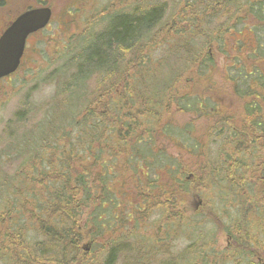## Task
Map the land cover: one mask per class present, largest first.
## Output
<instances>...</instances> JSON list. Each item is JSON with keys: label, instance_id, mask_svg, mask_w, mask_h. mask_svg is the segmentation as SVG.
I'll return each instance as SVG.
<instances>
[{"label": "rangeland", "instance_id": "rangeland-1", "mask_svg": "<svg viewBox=\"0 0 264 264\" xmlns=\"http://www.w3.org/2000/svg\"><path fill=\"white\" fill-rule=\"evenodd\" d=\"M186 1L193 4L191 9L177 18V12L186 9ZM194 1L198 5L195 6ZM138 2L0 0V34L13 19L28 9L48 7L53 12L48 27L28 38L24 59L17 72L0 80L1 201L19 202L16 201L14 189L18 187L21 192L23 188L32 190L34 178L49 170L46 160L53 153L60 155L63 147L69 154L72 151L78 156L83 152L87 154L89 140L96 132L93 125L96 124V133H101L102 141H113L110 129L106 125L98 127L96 118L81 120L88 117L89 110L95 107L96 115H99L101 101L108 98L104 93L108 83H103L98 72L90 73L91 77L89 74L76 76L80 75L77 70L79 53L107 30L110 19L116 13L127 15L136 5L145 6L142 1L141 4ZM154 2L165 6L162 21L145 33L131 51L119 53L111 84L118 80L115 77H119L118 85L125 84L124 102L130 98L131 102H135L134 110L141 107L142 103L155 107L158 102L153 113L138 119L142 128L147 130L142 137L141 131L136 130V136L146 138V146L139 139L134 143L136 147L132 154L139 158L136 150L140 146L143 150L152 149L160 153L162 159L175 163L176 170L188 183V193L182 199L176 198L173 208L175 217L171 216L167 220L151 211L145 213L146 220L144 215L140 220L137 218V224L143 221V225L136 228L132 218L131 222L126 220L129 212L127 206L131 203L140 205L143 196H149L148 181H154L157 173L145 171L142 178L144 190H138L139 182L129 179V174L124 175V185L120 178H116V173L110 176L112 179L109 178L107 183L112 196L116 194L112 191L115 184L123 185L119 188L120 192H128L119 199L122 200L119 208L125 212L121 213L123 218L119 223L126 224L132 232L123 237L120 247L123 251L118 252L115 264H258L257 257L264 251V202L260 201V197L258 201L254 197L261 191V186L264 188V171L257 170L264 163V141L258 147H252L251 151L245 148L246 154L238 156L237 161L238 147L232 141L235 136L222 133V120L226 111L227 121L231 119L238 128L237 123L241 121L236 116L241 119H245L246 114L264 116V37H261L262 32L256 33L263 25L249 15L251 22L249 19L236 22L239 24L236 28L227 29L231 22L225 23L221 0ZM213 2L221 6L212 7ZM237 5L240 10L242 5ZM247 11L245 7L244 12ZM180 17L185 27L187 23L190 27L178 33ZM259 76L258 84L254 83L253 80ZM146 78L148 80L144 83ZM248 88L256 92L249 93ZM111 90V103L117 101L121 107L123 103L118 100L120 87ZM165 101L170 103L166 108L163 107ZM255 103L257 105L252 106ZM122 111L126 117L120 119L126 122L131 116L125 108ZM261 124L264 126V119ZM151 127L153 133L149 139ZM102 141L98 138L99 149ZM90 150L93 148L90 147ZM102 159L109 162L110 153L105 152ZM202 161L209 165L207 172L203 168L205 173L199 172L197 175L195 171L198 172V165ZM95 169L97 171L99 168L96 166ZM132 169L130 167L128 171H134ZM201 177H205L204 181ZM222 187L226 188V194H222ZM43 188L45 186L39 185L40 190ZM246 208L249 218L245 213ZM252 213L255 217L251 222ZM114 216L120 217L118 214ZM4 219L1 221L0 240L6 236L4 231L14 226L16 217L10 212ZM27 226L30 227V224ZM137 234L153 236L157 240L155 244L159 246L156 249L161 250L162 254L146 256L143 251L139 253L137 247L140 248L141 242L135 243V239L140 241ZM168 234L172 236L168 237ZM163 237L164 240L161 239ZM91 240L85 238L81 243L78 264H97L98 255L105 249L102 246L104 240L96 244H92ZM38 242L33 233L28 231L23 246L34 252ZM23 254L9 259L0 249V264H23L20 261ZM141 259V262L138 261Z\"/></svg>", "mask_w": 264, "mask_h": 264}, {"label": "trees", "instance_id": "trees-1", "mask_svg": "<svg viewBox=\"0 0 264 264\" xmlns=\"http://www.w3.org/2000/svg\"><path fill=\"white\" fill-rule=\"evenodd\" d=\"M141 1L145 6L136 5L130 14L122 15L116 13L110 19L107 30L92 40V45L87 49L83 48L79 53L80 59L77 70L80 75L76 74V76L81 77L98 72L99 77L103 79V83H108L107 90L104 91L108 98L101 101L100 106L103 107L99 106L100 109L103 108L100 111L101 113L99 112V115H96L97 111L91 109L89 110V116H93L91 118L94 120L96 118L99 126L106 125L107 129H110L113 141L111 139L109 141H102L101 133H96L98 132V129L95 128L96 124L93 125V129L96 132H94L91 140H89L87 154H83L84 152L80 153L79 151L77 152L82 154L81 156H78V154L74 155L73 151L69 154L63 147V152L60 155L53 153L46 160V167L49 170L45 173L38 174L34 178L35 186H33L32 190L23 188V192H21L18 191L20 190L18 187L14 189L16 201L19 202L10 203V201H1L0 198V231L2 229L1 221L3 217L5 221L6 216L10 212H13L16 217L15 226L5 230L6 236L0 240V249L5 252V255L9 259L15 255L19 256V254L24 252V256L20 258L23 264H78L77 258L82 250L80 245L85 238H91L92 244H96L99 240H104L102 246L105 249H102V253L98 255L97 264H115L119 254L118 252L123 251L120 248L123 237L132 233L126 227V224L121 225L119 223V220L123 218L121 213H125L123 209L119 208V204L122 201L119 199L128 194V192H120L119 189L123 187L126 180L124 175L129 174V179H136L140 184L138 190H142V178L145 175V171L152 170L157 173L154 181H148L149 187L147 191L149 192V196H143L144 200L140 202V205H131L133 204L131 203L127 206L131 210L127 212L126 220L131 222L132 218L136 228L142 227L143 221L139 222V224L137 222L143 215L146 220L147 215L145 213L151 211L159 213L160 216L167 220H170L171 216L175 217L173 215V208L176 198L182 199L187 195L188 183L181 176V173L176 170L175 163L173 164L172 161L162 159L161 154L156 151L154 152L152 149L143 150L140 146L136 150V155H140L139 158H136L132 154V150L136 147L134 143L138 142L139 139L146 146V138L136 136V130L141 131V137L145 135L147 130L146 128H142L138 119L140 117L143 118L147 113H153L158 102H156L155 107H148L145 103H142V109L141 107H137V109L132 110L135 102H131L130 98L129 101L126 100V103L124 102L123 95L126 92L123 88L125 84L123 83L122 86L118 85L120 81L119 77H115L118 80H115L111 84L116 67L115 62H118L119 53L122 51L125 53L131 51L138 44L139 40L143 38L144 34L148 33L158 22L162 21L165 15L164 4L154 2L153 0H139L140 4ZM221 1L222 10L225 11V23L231 22V25L227 29L236 28L239 25L236 22L240 23L248 19L251 22L249 15H252L258 24L263 25L256 30V33L262 32L263 35L261 37H264V0ZM217 2H213L211 6H221ZM194 3L195 6L198 5V2L194 1ZM199 4L208 5L204 2H199ZM237 4L242 5L240 10ZM192 5L191 2L186 1V9H181L180 12H177V18L179 14H185L186 10L191 9ZM179 6L182 5L179 4ZM245 7L248 8L247 12H244ZM183 21L180 17L178 33L190 27L188 23L187 27H185V24L182 23ZM132 67L135 70V65ZM148 78L144 80V83H146ZM260 78L261 76L257 80H253L254 83L258 84L257 82ZM118 86L121 89L118 100L123 103L121 108L118 102L115 101L112 104L110 99L111 89L113 88L115 90ZM248 92L253 94L256 90L253 89L252 92V89L248 88ZM131 98L133 99L132 94ZM169 104V101H165L163 107L166 108ZM122 108H125L126 112H129L128 115L131 116L126 122L120 119L126 117ZM118 109L121 110L119 114ZM89 116L81 118V120L87 119ZM219 123L220 121L217 122V124ZM152 133L151 127L149 133L151 136H148L149 139L152 138ZM130 135H133V138H130ZM98 138L100 142L102 141L100 149L98 147ZM90 147L93 150H90ZM76 149L78 150L77 147ZM98 149L97 154H94ZM105 152L111 155L109 162H104L102 159ZM143 155L145 157L142 158ZM96 166L99 168L97 171H95ZM198 166V172L195 171L197 175L202 171L203 174L205 173L203 168H206L207 172L209 165L205 161H202ZM130 167L134 171H128ZM110 169H112L111 172ZM115 173L116 178H120L123 185L115 184L113 186L114 190L112 191L113 194H116L112 196L108 191L109 186L107 182L109 178L110 180L112 179L110 176H113ZM204 178L201 177V180ZM47 181L48 185H46ZM39 185L45 186V188L40 190ZM117 192L119 195H117ZM114 214H118L120 217H115ZM27 224H30V227ZM28 231L32 232L34 237L39 240L34 246V252L23 249L25 247L22 246ZM137 235L140 241L135 239V243L138 244V242H141L140 248L137 247L138 252L140 251L142 254L143 251V254H146V256L162 254L161 250L156 249L159 246L155 244L157 240L153 236H148L147 234L144 236L142 234ZM167 236L170 237L172 234H168ZM161 239L164 240V238ZM144 251L149 252L144 253ZM100 256L103 257L100 258ZM98 261L102 262L98 263ZM138 261H142V259Z\"/></svg>", "mask_w": 264, "mask_h": 264}, {"label": "water", "instance_id": "water-1", "mask_svg": "<svg viewBox=\"0 0 264 264\" xmlns=\"http://www.w3.org/2000/svg\"><path fill=\"white\" fill-rule=\"evenodd\" d=\"M52 16L48 7L30 9L19 15L0 36V79L15 73L26 39L46 27Z\"/></svg>", "mask_w": 264, "mask_h": 264}, {"label": "flooded vegetation", "instance_id": "flooded-vegetation-1", "mask_svg": "<svg viewBox=\"0 0 264 264\" xmlns=\"http://www.w3.org/2000/svg\"><path fill=\"white\" fill-rule=\"evenodd\" d=\"M8 27L9 26H7L6 28H8ZM33 35H35V34H33ZM31 36L32 35H30L29 37H31ZM28 38H27V41H26V45H27V42H28ZM26 45H25V50H24L23 57L21 58L20 66L22 65V62H23V59H24V55H25V51H26ZM20 66H19V68H20ZM252 105H257V104L255 103V104H252ZM95 109H96V107H95ZM236 119L241 121V123H237L238 124L237 125L238 128L235 127L236 124L232 123L231 119L229 120V122L227 121L226 111H225V115H224L223 120H222V133H224L225 135L233 134L235 136V138H233L232 141L235 142V144L238 147V149H237L238 153H237V156H236V160H237L238 156H240V155L244 156L246 154V149L245 148H248L249 151H251L252 147H258L257 145L260 144L261 141H264V126H262V124H261L262 120L264 119V116H256V115L254 116L252 114H246L245 119H241V117L239 118L238 116H236ZM244 142H246V144ZM239 165L240 164L238 162V165H237V169L238 170L240 169ZM244 170L246 171V169H244ZM257 170H258V172H262L263 173V171H264V163L259 165ZM263 179H264V176H263ZM256 191L257 190H255V192ZM222 194H226V188L225 187H222ZM259 197H260V201L264 202V188H262V186H261V191L259 193H257L254 198H256V201H258ZM242 201L244 202V200H242ZM246 209H245V213L247 212V218H249L248 217V211L249 210L248 209L246 210ZM254 217H255V214L252 213L251 222H252V219ZM257 263L258 264H264V251H263L262 255H259L257 257ZM249 264H254V263L252 262V263H249Z\"/></svg>", "mask_w": 264, "mask_h": 264}, {"label": "bare ground", "instance_id": "bare-ground-1", "mask_svg": "<svg viewBox=\"0 0 264 264\" xmlns=\"http://www.w3.org/2000/svg\"><path fill=\"white\" fill-rule=\"evenodd\" d=\"M155 1V0H154ZM241 1V0H240ZM238 2V1H237ZM236 3V2H235ZM253 4H255V3H253ZM236 15V14H235ZM225 20V19H224ZM241 23V22H240ZM238 24V23H237ZM224 25V24H223ZM254 25V24H253ZM234 26V25H233ZM253 27V26H252ZM245 29H247V28H245ZM257 29V28H256ZM258 30V29H257ZM229 33V32H228ZM93 34V33H92ZM254 37V36H253ZM252 37V38H253ZM86 38V37H85ZM253 40V39H252ZM236 41V40H235ZM256 42V41H255ZM225 44V43H224ZM236 45V44H235ZM249 45V44H248ZM86 46V45H85ZM194 46V45H193ZM82 47V46H81ZM247 47V46H246ZM236 48V47H235ZM256 48V47H255ZM257 49V48H256ZM228 57V56H227ZM180 58V57H179ZM225 58V57H224ZM78 59V58H77ZM191 60V59H190ZM195 60V59H194ZM214 60V59H213ZM204 61V60H203ZM235 63V62H234ZM120 69V68H119ZM176 69V68H175ZM236 69V68H235ZM66 70H68V69H66ZM164 70V69H163ZM179 70V69H178ZM212 70V69H211ZM169 71V70H168ZM68 72V71H67ZM86 72V71H85ZM177 72V71H176ZM235 72V71H234ZM240 72V71H239ZM139 73V72H138ZM137 73V74H138ZM168 73V72H167ZM169 73H170V71H169ZM173 73V72H172ZM179 73H181V72H179ZM237 73V72H236ZM174 74V73H173ZM225 74V73H224ZM160 75V74H159ZM178 75V74H177ZM238 75V74H237ZM89 76L91 77V75L89 74ZM146 76V75H145ZM171 76V75H170ZM179 77V76H178ZM88 79V78H87ZM144 79V78H143ZM134 80V79H133ZM157 80V79H156ZM160 80H162L161 78H160ZM233 80V79H232ZM205 81V80H204ZM207 81V80H206ZM142 82V81H141ZM163 82V81H162ZM143 83V82H142ZM158 83V82H157ZM167 83H169L168 81H167ZM208 83V82H207ZM160 84V83H159ZM143 87V86H142ZM146 87V86H145ZM159 87V86H158ZM132 88V87H131ZM156 88H157V86H156ZM160 88V87H159ZM162 88V87H161ZM127 89V88H126ZM139 89V88H138ZM144 90H146V89H144ZM163 90V89H162ZM166 90V89H165ZM133 91H134V88H133ZM159 91V90H158ZM126 92V91H125ZM132 92V91H131ZM165 92V91H164ZM143 93V92H142ZM151 93V92H150ZM162 93V92H161ZM152 94H154V93H152ZM80 95V94H79ZM201 96V95H200ZM123 97V96H122ZM140 97V96H139ZM142 98V97H141ZM140 98V99H141ZM163 98V97H162ZM122 99V98H121ZM127 99V98H126ZM154 99V98H153ZM196 100V99H195ZM209 100V99H208ZM137 101V100H136ZM143 101V100H142ZM149 101V100H148ZM68 102V101H67ZM76 102V101H75ZM117 102V101H116ZM120 102V101H119ZM154 102V101H153ZM202 102V101H201ZM126 103V102H125ZM163 103V102H162ZM161 103V104H162ZM196 103V102H195ZM194 103V104H195ZM65 104V103H64ZM68 104V103H67ZM73 104H74V102H73ZM118 104V103H117ZM155 104V103H154ZM193 104V105H194ZM107 105V104H106ZM191 105V104H190ZM142 106V105H141ZM203 106V105H202ZM253 106V105H252ZM207 107V106H206ZM121 108V107H120ZM130 108V107H129ZM143 108V107H142ZM215 108V107H214ZM71 109V108H70ZM75 109V108H74ZM83 109H84V106H83ZM90 109V108H89ZM103 109V108H102ZM108 109V108H107ZM140 109V108H139ZM147 109V108H146ZM149 109V108H148ZM126 110V109H125ZM132 110H134V109H132ZM194 110V109H193ZM104 111V110H103ZM107 111V110H106ZM192 111V110H191ZM195 111V110H194ZM72 112H74V111H72ZM146 112H147V110H146ZM204 112V111H203ZM101 113V112H100ZM129 113V112H128ZM141 113V112H140ZM156 113V112H155ZM211 113V112H210ZM86 115V114H85ZM208 115V114H207ZM202 116V115H201ZM70 117V116H69ZM68 117V118H69ZM81 117V116H80ZM90 118L91 117H93V116H89ZM109 117V116H108ZM116 117V116H115ZM146 117V116H145ZM208 117V116H207ZM107 118V117H106ZM129 118V117H128ZM260 118V117H259ZM102 119V118H101ZM105 119V118H104ZM137 119V118H136ZM260 120V119H259ZM91 121V120H90ZM72 122V121H71ZM79 124V123H78ZM77 124V125H78ZM103 124V123H102ZM260 124V123H259ZM120 125V124H119ZM99 126V125H98ZM107 127V126H106ZM188 127V126H187ZM186 127V128H187ZM183 129V128H182ZM189 129V128H188ZM191 129V128H190ZM56 130V129H55ZM104 130V129H103ZM107 130V129H106ZM116 130V129H115ZM132 130V129H131ZM208 132V131H207ZM121 133H123V132H121ZM204 133V132H203ZM161 134V133H160ZM206 134V133H205ZM66 135V134H65ZM181 135V134H180ZM259 135V134H258ZM98 136V135H97ZM165 138H167V137H165ZM204 138V137H203ZM28 139V138H27ZM200 139V138H199ZM123 140V139H122ZM186 140H187V138H186ZM198 140V139H197ZM201 140V139H200ZM202 141V140H201ZM184 142V141H183ZM210 142V141H209ZM216 142V141H215ZM170 143V142H169ZM200 143V142H199ZM104 144V143H103ZM170 145H171V143H170ZM175 145V144H174ZM179 145V144H178ZM181 145V144H180ZM172 146V145H171ZM190 146V145H189ZM236 146V145H235ZM157 147V146H156ZM244 147V146H243ZM189 148H191V147H189ZM215 150V149H214ZM86 153V152H85ZM233 153V152H232ZM213 154V153H212ZM140 156V155H139ZM227 156V155H226ZM221 157V156H220ZM47 159V158H46ZM157 159V158H156ZM190 159V158H189ZM230 160V159H229ZM220 161V160H219ZM152 163V162H151ZM249 164V163H248ZM177 166V165H176ZM234 166V165H233ZM71 167V166H70ZM201 167V166H200ZM231 167V166H230ZM236 167V166H235ZM234 167V168H235ZM247 167V166H246ZM233 169V168H232ZM203 170V169H202ZM213 170V169H212ZM217 170V169H216ZM203 172V171H202ZM233 173V172H232ZM65 176V175H64ZM231 176V175H230ZM67 177V176H66ZM237 178V177H236ZM243 179V178H242ZM152 180V179H151ZM106 181V180H105ZM177 181V180H176ZM204 181V180H203ZM202 181V182H203ZM212 183V182H211ZM94 186V185H93ZM114 186V185H113ZM207 188H208V186H207ZM112 189V188H111ZM209 189V188H208ZM61 190V189H60ZM96 190V189H95ZM114 190V189H113ZM65 191V190H64ZM59 193V192H58ZM118 193V192H117ZM56 194V193H55ZM61 194V193H60ZM119 194V193H118ZM121 194V193H120ZM52 197V196H51ZM126 202V201H125ZM46 203V202H45ZM123 203V202H122ZM44 204V203H43ZM117 204V203H116ZM129 208V207H128ZM132 208V207H131ZM131 210V209H130ZM129 210V211H130ZM134 210V209H133ZM42 212V211H41ZM135 212V211H134ZM152 214V213H151ZM150 215V214H149ZM136 216V215H135ZM150 217V216H149ZM4 218V217H3ZM125 218V217H124ZM9 222V221H8ZM50 225V224H49ZM115 225V224H114ZM15 226V225H14ZM26 226V225H25ZM100 229V228H99ZM7 230V229H6ZM27 230V229H26ZM97 230V229H96ZM99 231V230H98ZM101 231V230H100ZM169 231V230H168ZM5 232V231H4ZM11 233V232H10ZM99 233V232H98ZM144 233V232H143ZM16 236V235H15ZM157 236V235H156ZM164 236V235H163ZM166 236V235H165ZM164 238V237H163ZM247 238V237H246ZM45 239V238H44ZM43 239V240H44ZM249 239V238H248ZM138 241V240H137ZM161 241V240H160ZM130 242V241H129ZM27 243V242H26ZM132 243V242H131ZM140 243V242H139ZM138 243V244H139ZM144 243V242H143ZM31 244V243H30ZM48 245V244H47ZM130 245V244H129ZM239 245V244H238ZM23 246V245H22ZM25 246V245H24ZM23 246V247H24ZM146 246V245H145ZM152 246V245H151ZM30 247V246H29ZM153 247V246H152ZM161 247H162V245H161ZM142 248V247H141ZM144 248V247H143ZM150 248V247H149ZM23 249H25V248H23ZM30 249V248H29ZM131 249V248H130ZM134 249V248H133ZM146 249V248H145ZM32 250V249H31ZM41 250V249H40ZM44 250V249H43ZM139 250V249H138ZM142 251V250H141ZM134 252V251H133ZM136 252V251H135ZM149 252V251H148ZM151 252V251H150ZM140 253V252H139ZM34 254V253H33ZM32 254V255H33ZM134 254V253H133ZM242 254V253H241ZM230 255V254H229ZM235 255V254H234ZM38 256V255H37ZM32 257V256H31ZM235 257V256H234ZM238 257V256H237ZM240 257H241V255H240ZM20 258V257H19ZM132 258V257H131ZM147 258V257H146ZM18 260V259H17ZM23 260V259H22ZM27 261V260H26ZM120 261V260H119ZM132 261V260H131ZM39 262V261H38ZM141 262V261H140ZM239 262H240V260H239ZM151 263V262H150Z\"/></svg>", "mask_w": 264, "mask_h": 264}]
</instances>
